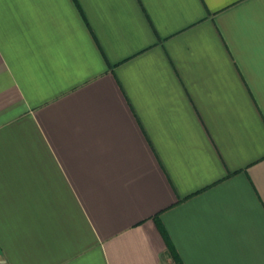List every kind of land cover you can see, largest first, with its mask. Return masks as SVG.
Instances as JSON below:
<instances>
[{
    "label": "crops",
    "instance_id": "1",
    "mask_svg": "<svg viewBox=\"0 0 264 264\" xmlns=\"http://www.w3.org/2000/svg\"><path fill=\"white\" fill-rule=\"evenodd\" d=\"M0 264H264V0H0Z\"/></svg>",
    "mask_w": 264,
    "mask_h": 264
}]
</instances>
